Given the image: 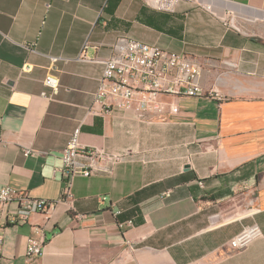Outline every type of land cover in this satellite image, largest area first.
<instances>
[{
    "label": "crops",
    "instance_id": "1",
    "mask_svg": "<svg viewBox=\"0 0 264 264\" xmlns=\"http://www.w3.org/2000/svg\"><path fill=\"white\" fill-rule=\"evenodd\" d=\"M121 36L197 62L203 95L164 98L177 112L162 116L100 114L93 95ZM77 127L82 146L126 158L73 178L68 206L54 171ZM4 186L57 205L24 223L5 208L0 264H264V0H183L173 14L143 0H0ZM252 224L263 237L233 250ZM30 237L43 252L28 260Z\"/></svg>",
    "mask_w": 264,
    "mask_h": 264
},
{
    "label": "built area",
    "instance_id": "2",
    "mask_svg": "<svg viewBox=\"0 0 264 264\" xmlns=\"http://www.w3.org/2000/svg\"><path fill=\"white\" fill-rule=\"evenodd\" d=\"M183 0H143L150 9L173 14ZM223 25L236 32L243 31L239 23L227 13ZM87 43L83 46L86 49ZM83 51L78 59L84 60ZM102 75L99 85L93 95V103L100 106L99 113L107 114L113 109L127 110L133 108L136 112L150 113L162 116L168 108L170 113H176L177 108L166 101L169 97H199L203 95L201 87V66L183 56L171 53L156 45H149L125 36L119 37L110 57L102 62ZM44 84L52 93L59 88V81L51 74L46 75ZM219 97L216 91L212 92ZM90 112H94L93 107ZM80 128H75L62 153L61 165L54 173L63 183V191L57 201L62 204L72 203L71 181L82 176L89 177L95 168L102 166L108 172L112 166L124 161L125 153H108L97 147H84L80 142ZM26 155L36 154L25 151ZM84 158V162L79 159ZM103 200V199H102ZM56 203L33 199L19 193L11 187L0 188V215L5 208L16 203L19 223H24L32 214L46 215L54 209ZM131 225V221L128 222ZM263 237L257 224L241 229L228 242L229 246L237 251H243L253 242ZM43 252V242L30 237L27 240L26 258L28 260L40 256Z\"/></svg>",
    "mask_w": 264,
    "mask_h": 264
}]
</instances>
